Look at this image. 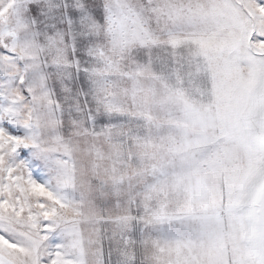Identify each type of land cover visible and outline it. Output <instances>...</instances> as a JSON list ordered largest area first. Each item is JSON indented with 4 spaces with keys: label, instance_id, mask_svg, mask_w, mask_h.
<instances>
[{
    "label": "snow or ice",
    "instance_id": "6c2138e0",
    "mask_svg": "<svg viewBox=\"0 0 264 264\" xmlns=\"http://www.w3.org/2000/svg\"><path fill=\"white\" fill-rule=\"evenodd\" d=\"M0 264H264V0H0Z\"/></svg>",
    "mask_w": 264,
    "mask_h": 264
}]
</instances>
